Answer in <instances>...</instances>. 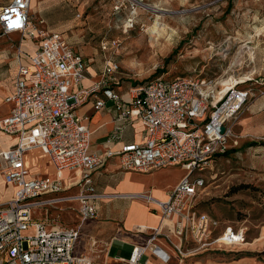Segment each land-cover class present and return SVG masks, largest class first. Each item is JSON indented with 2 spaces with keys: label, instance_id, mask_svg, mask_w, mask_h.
Wrapping results in <instances>:
<instances>
[{
  "label": "built area",
  "instance_id": "2783aa9c",
  "mask_svg": "<svg viewBox=\"0 0 264 264\" xmlns=\"http://www.w3.org/2000/svg\"><path fill=\"white\" fill-rule=\"evenodd\" d=\"M30 5L31 0H0V35L19 33L37 41L28 62L18 65L13 92L5 98L11 103L10 112L0 119V131L16 139L0 148V174L14 186L11 198L0 204V264H169L174 250L182 254L184 237L205 245L217 222L194 209L195 196L205 186L200 172L227 148L232 121L250 97V90L239 86L245 80L227 83L192 75L159 76L131 85L122 99L108 84L120 70L118 62L109 59L100 81L82 88L86 59L61 33L33 22ZM98 92L113 101L119 119L141 121L142 141L104 154L90 151L86 118L76 110ZM103 105L104 99L95 96L94 108ZM34 148L47 156L54 175L30 174L24 155ZM113 155L120 157L127 170L177 164L185 173L167 200L156 201L163 219L174 217L168 231L161 226L147 232L139 228L138 232L147 234L144 242L135 244L127 259L115 257L110 262L76 247L82 225L97 216L101 195L92 174ZM49 209L56 210V215L34 218L36 210ZM64 211H74L75 221ZM171 235L179 238L178 244ZM243 240V230L230 225L216 239L223 244Z\"/></svg>",
  "mask_w": 264,
  "mask_h": 264
},
{
  "label": "rangeland",
  "instance_id": "374dc122",
  "mask_svg": "<svg viewBox=\"0 0 264 264\" xmlns=\"http://www.w3.org/2000/svg\"><path fill=\"white\" fill-rule=\"evenodd\" d=\"M63 1L66 28L54 31L102 71L107 60H116L120 81L181 75L245 80L239 86L250 97L232 121L225 152L200 172L205 186L194 199V209L216 227L205 245L184 237L182 254L174 250L169 264H264V105L255 106L264 101V0ZM49 20H56L53 13ZM56 212L36 210L34 218ZM68 217L74 222L75 212ZM228 225L243 230L242 242L216 241ZM117 256L112 251L106 259Z\"/></svg>",
  "mask_w": 264,
  "mask_h": 264
},
{
  "label": "crops",
  "instance_id": "0c3cea01",
  "mask_svg": "<svg viewBox=\"0 0 264 264\" xmlns=\"http://www.w3.org/2000/svg\"><path fill=\"white\" fill-rule=\"evenodd\" d=\"M63 3V0H31V19L48 31L62 30L66 28L62 20L66 11ZM75 4L79 12L82 6L78 1ZM50 13H53L56 19L53 22L49 20ZM40 20L42 22H39ZM0 41L2 43L0 45V119H2L11 109V103L5 98L13 92L18 65L28 62V56L36 50L37 41L22 38L19 33L0 35ZM92 60L86 59L84 77L79 85L82 88L90 87L102 77V67L89 64ZM139 83L141 81L128 79L120 81L119 76L114 82H108L122 99L128 96L127 91L131 85ZM95 96L104 99V105L99 109L94 108ZM255 104L261 106L264 105V101ZM76 112L80 117L86 118L90 130L89 149L92 152L104 154L108 150L116 151L125 143L140 142L143 139L144 127L141 121L119 119V110L113 101L106 99L101 92L92 95L87 102L77 108ZM259 134L264 135V131ZM15 141L14 136L0 131V148H6ZM24 161L33 176L55 174L53 165L38 148L27 151ZM184 173L177 164L148 171L127 170L123 168L118 155L107 158L105 165L92 174L95 189L101 197L96 218L82 225L77 245L80 252L100 259L104 257L106 259L108 253L112 251H117L121 255L117 257L122 255L129 257L133 246L146 239L147 234L138 232L139 228H144L147 232L161 226L168 231L170 221L174 217L163 219L156 201L167 200ZM67 174V172L62 173L63 176ZM13 191L14 186L6 184L0 174V204L10 199ZM63 214L72 221L73 218L68 217L70 211H64ZM45 218L46 216L42 219ZM171 238L179 242L176 235H171Z\"/></svg>",
  "mask_w": 264,
  "mask_h": 264
},
{
  "label": "bare ground",
  "instance_id": "6f19581e",
  "mask_svg": "<svg viewBox=\"0 0 264 264\" xmlns=\"http://www.w3.org/2000/svg\"><path fill=\"white\" fill-rule=\"evenodd\" d=\"M157 31H158V30H157ZM159 32H160V31H159ZM161 34H162V33H161ZM152 35H153V34H152ZM152 39H153V38H152ZM150 41H151V40H150ZM156 41H157V39H156V38H155V39H153V40H152V42H151V43H152V44H151V46H153V47H154V46H155V43H156Z\"/></svg>",
  "mask_w": 264,
  "mask_h": 264
}]
</instances>
